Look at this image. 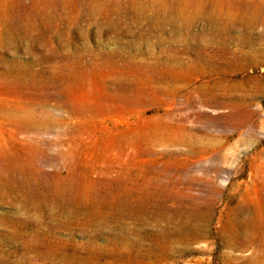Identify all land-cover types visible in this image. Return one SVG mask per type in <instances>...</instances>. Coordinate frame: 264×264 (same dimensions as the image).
I'll list each match as a JSON object with an SVG mask.
<instances>
[{
    "label": "rangeland",
    "instance_id": "obj_1",
    "mask_svg": "<svg viewBox=\"0 0 264 264\" xmlns=\"http://www.w3.org/2000/svg\"><path fill=\"white\" fill-rule=\"evenodd\" d=\"M0 264H264V0H0Z\"/></svg>",
    "mask_w": 264,
    "mask_h": 264
}]
</instances>
